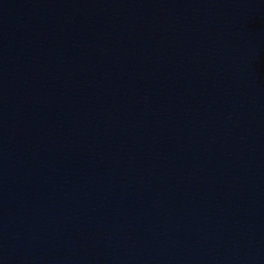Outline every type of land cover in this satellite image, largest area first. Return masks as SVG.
Returning a JSON list of instances; mask_svg holds the SVG:
<instances>
[{"label": "water", "instance_id": "95a60500", "mask_svg": "<svg viewBox=\"0 0 264 264\" xmlns=\"http://www.w3.org/2000/svg\"><path fill=\"white\" fill-rule=\"evenodd\" d=\"M0 264H264V0H0Z\"/></svg>", "mask_w": 264, "mask_h": 264}]
</instances>
